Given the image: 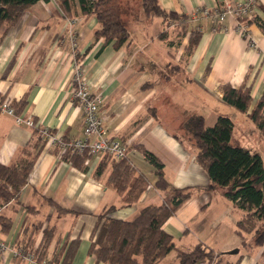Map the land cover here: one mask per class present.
<instances>
[{"label": "crops", "instance_id": "1", "mask_svg": "<svg viewBox=\"0 0 264 264\" xmlns=\"http://www.w3.org/2000/svg\"><path fill=\"white\" fill-rule=\"evenodd\" d=\"M226 1L240 0H157L161 9L185 16L189 28L201 33L190 54L184 50L188 35L177 36L173 24L159 16H145L150 23L128 29L129 41L115 48L113 42L95 38L96 17L83 14L77 5L67 16L56 0H40L20 15L0 40V95L14 102L24 100L18 115L33 120L35 127L0 113V163L20 165L30 159L33 163L17 198L0 207V215L10 221L8 229L0 227V242L14 245L37 224L41 228L34 232V245L43 228L54 230L50 255L66 240L78 239L71 264H102L89 253L96 215L114 206V217L132 219L144 206L164 199L165 191L155 187V170L144 157V148L162 162L168 190H191V197L162 225L173 237L176 251L200 243L229 255L224 261L264 264V245L245 249L236 233L243 211L210 181L192 142L171 128L181 127L190 115H201L208 127L219 115L236 116V108L222 100L224 84L250 89L249 108L241 112L239 121L252 122L248 114L264 91V29L250 22L242 35L236 31L235 18H227L223 29L201 16L191 20L195 9ZM254 14L264 25V0ZM70 31L77 39L73 53ZM76 62L83 67L90 92L101 95L98 115L106 133L128 146L127 158L135 174L148 182L136 201L126 202L125 193L107 184L111 165L95 177L103 157L86 158L83 170L62 160L57 147L34 132L47 128L65 139L83 137V111L71 90ZM252 124L255 129L248 124L239 134L257 130L264 137ZM234 248L244 249L240 257L231 256ZM0 264L31 263L5 250L0 251Z\"/></svg>", "mask_w": 264, "mask_h": 264}, {"label": "trees", "instance_id": "2", "mask_svg": "<svg viewBox=\"0 0 264 264\" xmlns=\"http://www.w3.org/2000/svg\"><path fill=\"white\" fill-rule=\"evenodd\" d=\"M40 0H0V40L31 5ZM48 1V0H43ZM67 16H71L72 8L77 5L83 14L94 15L99 23L95 38H102L105 43L113 42L118 48L127 43L130 33L123 22L122 0H56ZM77 3V4H76ZM142 7L146 16H159L165 22H176L179 36L188 35L184 47L190 54L197 44L201 33L196 28H189L185 16L166 12L157 0H143ZM242 24L255 22L262 29L264 25L254 14L251 18H240ZM222 100L238 111L246 113L251 101L248 87L235 88L230 84L220 87ZM2 97V96H1ZM15 114L18 115L24 100L11 101ZM250 120L264 136V91L248 114ZM185 136L191 137L196 149V159L206 170L210 181L223 188V196L232 201L243 211L236 223V233L242 238L243 248L264 245V161L261 155L241 145L233 144L232 132L234 123L229 116L219 115L213 126H206L201 115H190L180 125ZM39 129L34 130L38 134ZM64 138V137H63ZM144 157L153 166L156 175L155 187L165 191L163 201L149 204L139 210L132 219H120L112 215L114 206L98 213L96 225L90 236L89 253L97 263L102 264H158L172 250L176 249L173 237L163 228V223L191 197L189 188H171L164 178L163 164L152 152L142 149ZM92 155L65 152L62 160L85 169L84 161ZM33 159L20 165H4L0 163V207L11 199H16L26 183ZM111 165V173L107 184L119 193H125V201H136L146 189L147 180L135 170L128 158L114 159L104 156L98 164L94 175L98 178ZM10 221L0 215L1 229H8ZM41 228L33 225L26 229L24 235L14 244L25 252H31L34 264H42L48 260L53 264H71L78 246V239L64 242L60 248L50 253L54 230L50 227L42 229V236L34 245V232ZM246 235H250L247 239ZM245 236V237H244ZM214 251L198 243L189 250H178L177 264H199L210 262ZM217 256L213 264H238L224 261ZM220 257V258H219Z\"/></svg>", "mask_w": 264, "mask_h": 264}, {"label": "built area", "instance_id": "3", "mask_svg": "<svg viewBox=\"0 0 264 264\" xmlns=\"http://www.w3.org/2000/svg\"><path fill=\"white\" fill-rule=\"evenodd\" d=\"M259 1L261 0L226 1L222 6H215L214 8L199 7L192 13L191 20L201 16L208 18L216 28L223 29L225 28L223 22L227 18H235L238 21L236 31L242 35H246V26L239 19L251 18L254 15L255 7ZM70 23L72 24V21ZM69 39L73 53L76 47V36L73 31H70ZM73 69L71 90L73 98L78 102L83 111V137L65 139L52 133L47 128H39V135L45 139L47 144L55 145L60 156L69 151L77 154L87 153L100 157L108 155L114 159L126 158L128 155V146L119 139L113 138L106 133V128L98 115V105L101 102V95L90 92L80 62L74 63ZM10 102L11 100L0 95V113L14 117L16 123H25L30 127H35L33 120L23 119L19 115H16ZM5 250H8L17 259H23L34 264V257L31 252H25L14 245L0 242V251ZM42 264L53 263L44 260ZM199 264L210 263L200 262Z\"/></svg>", "mask_w": 264, "mask_h": 264}, {"label": "rangeland", "instance_id": "4", "mask_svg": "<svg viewBox=\"0 0 264 264\" xmlns=\"http://www.w3.org/2000/svg\"><path fill=\"white\" fill-rule=\"evenodd\" d=\"M142 3H143V0H122V4H121L122 7L123 8L126 7V9L124 10V14H122L123 22L130 31L133 28L137 29L138 27H141V26H144L145 24L150 23V21L147 22L145 20V16L147 14H145V12H144V9L142 7ZM168 24H171V25L173 24L172 28H173V30H175V34H177V36H179L180 32H179V28H177L176 22L170 21V22H168ZM75 42H76V47H75V50H76L77 49V39L75 40ZM69 43H70V39H69ZM70 46H71V43H70ZM232 109H234V108H232ZM234 113L237 115L236 116L232 115V117L229 116L234 123V129L232 132V139H231L232 143L246 147L253 152L261 153L263 156V161H264V137H262L257 132V130H255L253 132H248L244 135H242L241 133L239 134L240 128H242V127L246 128V126L248 124H251L253 126V124H252V122H249L248 120H244L243 118H240V121H239V115H241V112L237 111L236 109H235ZM171 128L173 131L180 134V136L185 137L183 129L181 127H178V125H176V126L172 125ZM254 129H255V127H254ZM184 139L187 140V143H188V141L191 142V137L188 135ZM236 141H238V142H236ZM217 187H219L220 189H223L221 186H217ZM249 238H250V236L247 237V239H249ZM236 239L238 242H240V238L236 237ZM245 249H247V248H245ZM234 250H238V249L234 248L230 251V253H232V251H234ZM241 251L243 252L244 249H242ZM240 252H238V251L233 252L231 256L235 257V258L240 257L242 255V252L241 253ZM176 254H177L176 249L172 250L168 255H166L162 259L160 264H173L175 257H176ZM220 256L222 257V258L219 257L222 260V262H224V259H225L224 257H226V258L229 257V255H227L226 253L225 254L222 253V254H220ZM216 258H217V256L214 253L213 258L209 263L213 264L214 261L216 260ZM19 260H23V259H19ZM23 261H25V260H23ZM26 262H29V261H26Z\"/></svg>", "mask_w": 264, "mask_h": 264}, {"label": "water", "instance_id": "5", "mask_svg": "<svg viewBox=\"0 0 264 264\" xmlns=\"http://www.w3.org/2000/svg\"><path fill=\"white\" fill-rule=\"evenodd\" d=\"M237 251H238V250H234V251H232V253H233V252H237Z\"/></svg>", "mask_w": 264, "mask_h": 264}]
</instances>
